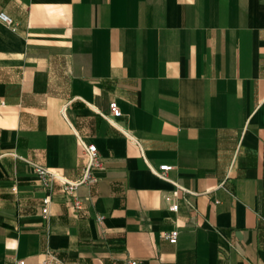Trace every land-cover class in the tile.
Returning a JSON list of instances; mask_svg holds the SVG:
<instances>
[{
    "label": "crops",
    "instance_id": "obj_1",
    "mask_svg": "<svg viewBox=\"0 0 264 264\" xmlns=\"http://www.w3.org/2000/svg\"><path fill=\"white\" fill-rule=\"evenodd\" d=\"M0 12V264H264V0Z\"/></svg>",
    "mask_w": 264,
    "mask_h": 264
},
{
    "label": "built area",
    "instance_id": "obj_2",
    "mask_svg": "<svg viewBox=\"0 0 264 264\" xmlns=\"http://www.w3.org/2000/svg\"><path fill=\"white\" fill-rule=\"evenodd\" d=\"M0 22L12 26L13 22L12 20L3 12H0ZM108 110H109V117L105 119L109 122V124L114 125L112 122L111 118H114L118 115H120V112L115 104L114 101H110L108 103ZM79 146L81 153L84 157V168L82 170L81 176L77 178V180L73 182L66 183V180L58 175H56L53 172H47L46 170L42 168H37L35 170V176L38 178L43 184H47L50 179H56L58 182L64 185V188L68 191H72L76 184L79 183H86V182H91L94 180L93 175H92V170L99 165V157L96 152V148L94 144L92 143H85L82 140L78 139ZM170 166L168 165H159L158 174H163L164 171L168 170ZM222 184L220 185V187ZM164 200L166 202H169L168 210L169 211H175L177 208V204L171 201V197L168 195L164 196ZM43 203L45 204V200H43ZM75 206H77V203H74ZM46 211L45 207L41 208V213L44 214ZM99 219V217L97 218ZM176 230H171V231H164L161 233V237L165 239L169 243H174L176 241ZM42 264H62L60 261L55 259L54 257L47 258L41 262ZM15 264H23V260H17ZM132 264V262H131Z\"/></svg>",
    "mask_w": 264,
    "mask_h": 264
}]
</instances>
